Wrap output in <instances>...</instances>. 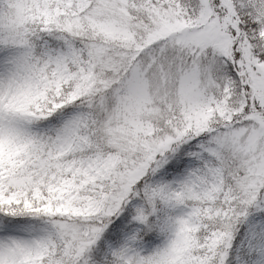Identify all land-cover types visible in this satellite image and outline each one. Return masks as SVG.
<instances>
[{"label": "snow or ice", "instance_id": "obj_1", "mask_svg": "<svg viewBox=\"0 0 264 264\" xmlns=\"http://www.w3.org/2000/svg\"><path fill=\"white\" fill-rule=\"evenodd\" d=\"M0 264H264V0H0Z\"/></svg>", "mask_w": 264, "mask_h": 264}]
</instances>
